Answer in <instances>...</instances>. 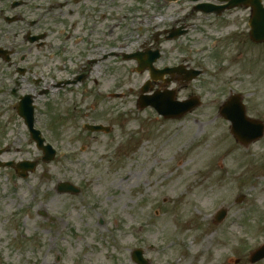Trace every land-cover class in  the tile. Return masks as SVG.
<instances>
[{
    "label": "rangeland",
    "instance_id": "obj_1",
    "mask_svg": "<svg viewBox=\"0 0 264 264\" xmlns=\"http://www.w3.org/2000/svg\"><path fill=\"white\" fill-rule=\"evenodd\" d=\"M144 15L138 12L124 52L151 38ZM186 24L185 37L159 39L155 65L172 66L182 57L202 63L189 64L204 71L191 84L201 98L193 112L163 120L150 109L138 110L148 72L108 58L89 70L87 117L85 108L72 111L76 99L70 94L57 108L65 121L46 132L56 150L53 161L43 163L28 143L12 144L0 155V164L39 163L25 180L0 167V264H135L134 250L149 264H248L249 253L264 243V137L239 145L218 108L230 92L240 93L247 116L264 124V44L244 42L239 33L246 23L236 17H188ZM97 89L104 98L93 95ZM179 89L180 100L191 92ZM114 93L121 97L113 99ZM83 121L110 132H83ZM62 182L79 186L81 194H58ZM220 208L227 217L215 225L212 216Z\"/></svg>",
    "mask_w": 264,
    "mask_h": 264
},
{
    "label": "flooded vegetation",
    "instance_id": "obj_2",
    "mask_svg": "<svg viewBox=\"0 0 264 264\" xmlns=\"http://www.w3.org/2000/svg\"><path fill=\"white\" fill-rule=\"evenodd\" d=\"M122 1L112 0L107 6L105 0H0V120L8 117L0 124V148L5 150L12 144L21 146L23 142L35 145L25 123L29 116L33 117L34 129L45 133L48 139L47 130L54 132L55 126L65 121H60L56 112L58 107L63 108L67 94L76 99L72 111L79 113V108H85L89 70L95 64H106L108 58L145 64L151 52L159 51L160 38L177 41L188 34V17H208L214 21L236 17L246 23L245 31L239 35L244 42L251 43L250 19L260 8L259 4L264 8V0H126L129 4L121 5ZM185 4H190L187 13ZM229 4L236 7L223 9ZM173 5H178L177 10L167 13ZM203 9L212 12L204 13ZM139 11L149 19L145 30L151 34V40L147 38L134 51L124 52L132 42L130 36L136 31L132 26L139 20ZM155 19L161 22L157 24ZM185 48L189 53L194 47ZM197 62L186 57L175 65L163 66L173 69V75H164L156 81L148 77L141 87L159 94L173 90L178 99L179 85H182L191 92L178 100L195 99L192 83L181 80L180 69H198L189 65ZM91 80L98 86L97 78ZM93 95L105 97L99 89ZM85 109L87 117L89 111ZM81 123L82 128L88 124L87 121ZM3 152L0 151V155ZM1 222L3 224L4 219ZM2 251L4 248L0 251V260Z\"/></svg>",
    "mask_w": 264,
    "mask_h": 264
},
{
    "label": "water",
    "instance_id": "obj_3",
    "mask_svg": "<svg viewBox=\"0 0 264 264\" xmlns=\"http://www.w3.org/2000/svg\"><path fill=\"white\" fill-rule=\"evenodd\" d=\"M232 5V4H231ZM228 5L227 7H233ZM251 33L250 37L254 42H264V16L258 19L257 12H255L253 19L250 21ZM148 65V68H150ZM143 69V68H141ZM152 78L155 79V75H152ZM152 103V104H151ZM153 102H147L146 105L154 106ZM193 105H197L196 102ZM193 106V107H195ZM186 110H183L182 113H186ZM161 114L170 117L163 110L159 111ZM221 116L228 120L231 123V134L232 136L242 145H248L251 142H254L262 137L263 135V125L255 120H251L245 116V110L243 105L241 104L240 98L237 96L230 97L229 100L222 106ZM92 130H100L101 127L91 128ZM45 153H49L44 150ZM52 157L49 153L48 160H51ZM27 168L33 170V167L30 166ZM26 168V169H27ZM62 192H72L75 193L73 189L66 188L62 190ZM225 218V212L220 211L216 216V222L219 223ZM138 253H135L137 255ZM264 259V244L252 252L249 256V263L255 264Z\"/></svg>",
    "mask_w": 264,
    "mask_h": 264
}]
</instances>
